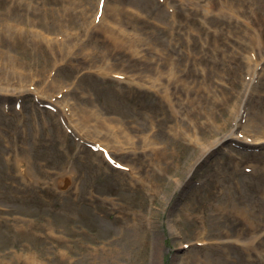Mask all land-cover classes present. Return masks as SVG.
<instances>
[{
	"label": "rangeland",
	"instance_id": "1",
	"mask_svg": "<svg viewBox=\"0 0 264 264\" xmlns=\"http://www.w3.org/2000/svg\"><path fill=\"white\" fill-rule=\"evenodd\" d=\"M98 2L0 0V40L7 47L0 50L24 51L20 42L14 48L6 40L19 32L18 26L29 29L24 11L29 6L32 23L44 36L38 33L40 41L31 44L39 64L28 60L21 66L47 73L49 81L55 67L53 76L69 74L64 86L72 85L78 109L97 119L104 113L109 119L119 117L126 131L117 124V140L107 138L115 147L112 158L126 167L122 170L102 152L100 163L98 152L67 136L62 123L60 135L58 118L43 106L47 97L35 101L31 94H18L14 103L20 108L8 113L0 105V264H92L104 247L98 235L110 241L123 224H141V216L153 248L160 251L156 264H264V172L254 167L264 164V153L225 145L197 163L204 146L188 136L196 133L212 143L229 132L220 135V125H235L233 116L243 104L264 107L263 68L253 70L242 53L255 48L264 59V0H105L103 13L95 17ZM106 4L105 27L112 38L100 28ZM146 9L156 11L159 21ZM43 18L54 26L38 22ZM128 32L132 35L124 38ZM66 40L75 48H89L87 55L97 52V61L110 60L127 71L150 67L147 60L123 49L138 40L148 58L156 55L149 48H157L165 68L175 66L192 88L178 84L173 111L163 95L115 78L100 82L93 76L103 73L87 69L89 62L52 50L62 48L59 44ZM40 79L34 87L43 84ZM250 83L262 86L250 91ZM88 86L103 92L102 99L87 103L74 94ZM147 130L168 145L157 156L143 149ZM15 131L18 142L13 145ZM96 140L103 143L105 138ZM133 167L140 171L139 178L131 174ZM193 195L200 204L226 209L219 212L222 223L213 227L205 223L202 210L191 212ZM154 261L149 251L147 264Z\"/></svg>",
	"mask_w": 264,
	"mask_h": 264
},
{
	"label": "bare ground",
	"instance_id": "2",
	"mask_svg": "<svg viewBox=\"0 0 264 264\" xmlns=\"http://www.w3.org/2000/svg\"><path fill=\"white\" fill-rule=\"evenodd\" d=\"M23 1H27L28 3L34 2V0ZM101 1L102 0H99L98 2L95 17L99 15ZM108 10L109 4H106L100 27L106 33H104L105 35L109 33V30L105 27ZM24 11L26 13L25 25L28 26L29 29L23 26H18L19 32L9 34L6 40L7 45L14 48L17 46V42H20V44L22 45L21 47H24V51L20 53L18 48L13 49L10 52L0 50V105L2 107L1 110L6 113L11 112L13 110H18L20 108V104L14 103L16 102L15 98L18 94H25V96L31 94L34 100L35 95L37 97H47L49 99V111L55 117L58 118L56 120V123L58 125L60 135L61 127L63 125V127L68 132L67 136L73 137L77 142L81 144L98 145L102 148L104 152L115 153L113 141L107 138L111 137L112 140H117V124L125 131V125L122 119L113 115L111 116V119H109L110 117L107 116L108 113H104L97 119L96 117H93V115L89 111H84L83 109L80 111L77 107L78 103L72 95V85L64 86V84H67L68 82L69 74H65L63 77L57 78L53 76L58 70V68L55 67L52 71L53 74L51 76L53 78L51 81H49V75L47 73L44 75L40 72L39 69H36L38 76H43L40 79V82H42L43 84L34 87L35 83L39 79L34 80L31 73L30 76L27 74V69L29 68L28 65L25 67H22L21 65H26V62L28 60H32L38 63L37 60L34 59L31 44L33 42L38 43L40 41L41 38L39 39V37L36 36L38 35L36 31L40 30L37 27L36 23H32L31 15L33 10L29 6H25ZM143 11L148 16L154 17L157 21H159V19L154 16V12L156 11H154L153 9H146ZM114 16L118 17V14L116 13L114 14ZM39 21L48 22L45 18H43L42 20H38V22ZM165 21L166 19L164 17L162 19L163 24H165ZM48 24L54 26V23L50 21L48 22ZM20 32L24 33V35L17 34ZM137 33L138 30L136 29V31H134V34ZM131 35L132 32H128L124 35V38H127ZM107 36L109 38H112L109 35ZM115 42H117V40H115ZM2 47L7 48L1 42L0 48ZM59 47L62 48H52V50H58L59 52L64 53L66 58H68V55L77 56L76 59L79 57L82 59L83 62H89L90 67L87 69H98L99 71H101L103 73L101 77L95 76V71L90 73L92 76L94 75L93 78L98 79L100 82H104V77L115 78L121 84L130 83L132 86L141 89H149L159 95H163L167 104L173 111L175 110V89L177 88L178 84L182 83L186 89L192 88V82L190 87L187 88L185 82V74L180 73L177 70L175 71V66H168V68H165V63L162 61V59H164V56L161 54H159L161 58L158 56L159 51L157 50V48H149L150 53H155L156 55L152 58H148L146 55V48H144L142 44L138 43V40H134L130 48L123 49L130 50L136 56L147 60V65H149L150 67H143L133 71H127L124 67L113 65V61L110 60L104 59L102 61H97L96 57L99 56L97 52L90 51L87 55L86 53L87 50L89 51V48H75L71 46L70 40H66L64 44H59ZM34 50H37V48H34ZM17 52L20 54H18ZM256 52L257 51L255 48H246L245 50H243L242 53L248 58L253 70L257 69L258 67H263L264 74V59H260L257 56ZM21 56L22 60H20ZM177 74H179L180 76ZM84 80L82 82H84ZM261 86L262 85H259L258 87L261 88ZM30 87L33 88L34 93L30 90ZM104 87H107L106 83H104ZM76 93L80 94L81 99L85 100L87 103L95 97H98V99H102V97L104 96L103 92L93 88L92 86H88L86 88V91L83 92L77 89L74 94ZM242 106V111L238 115L233 116L235 125L230 127L227 122H224L222 125H220L218 127V132H220V135L224 132H227L228 130L229 132L221 135L220 138L216 139L212 143L205 141L203 137H201L200 139L196 133L191 134L187 132L188 136H190L193 141H195L199 145L204 146V152L197 161V163L201 159L205 158L207 153H209L213 149L223 148V146L225 145L237 144L242 146L244 149H259L260 152L264 153V107L256 106L255 103L252 105H248V103H245ZM98 120L100 121V125L98 124ZM185 130L186 128H184L183 131ZM124 131L123 133H126V131ZM17 132L13 136V145L18 142ZM33 132L34 130H32L31 133L33 134ZM127 134L131 135L132 133L128 132ZM97 136H103L105 138L103 143L96 140ZM184 136H187V134ZM19 137H22V135L20 134L18 138ZM160 139L161 136L157 135L154 137V133L147 130V134L143 138L144 151L152 149L155 153V156H157L159 149L162 151V148L167 149L168 145H166L165 143H159ZM157 145H161V147ZM55 146L58 151L62 152L61 149L56 145V143ZM30 148L33 149L32 144H30ZM23 154L26 156V158L32 161V158L29 157L27 153ZM96 155L98 157L97 160H99L100 153L98 152ZM102 156L105 159L104 153H102ZM20 162L25 163L27 165L26 161L21 160ZM157 165H159L158 160ZM254 167L255 172H264V164ZM132 171L131 174L134 175L136 178H139L138 175L140 174V171H138L135 167H133ZM73 174L74 173H72V175ZM210 184L211 182L209 183V185ZM0 187H2V182H0ZM155 192H157V189L155 190ZM225 197H228V194L225 195ZM9 198H11V196H9ZM192 201L193 203L190 206V211L196 212L198 209L202 210V212L204 213V217L207 220H204L206 224H211L213 227H215L218 223H222L218 219L220 217L219 212L226 209L214 208L210 206L211 203H209L208 205L205 203L200 204L196 195L192 196ZM216 212H218V215ZM251 212L256 216L257 210L255 207L252 208ZM140 218L141 224H139V221L137 220L135 221L137 223L134 222L135 224H123L122 228L110 241L107 238H102L101 235H98V242H102L104 244V247L95 256H93L96 257V260L93 261L92 264H120L121 262H129V264H147L149 251L150 258L153 256L155 259L154 263L156 264V260L160 254V251L153 248L151 238L149 237L147 230L144 228L145 224L147 223V221L144 223V216H141ZM260 221L262 223V226L264 227V219H260ZM171 229L173 231L176 230L175 227H171ZM83 259L90 260L91 258L84 257ZM186 264H189V261L186 260Z\"/></svg>",
	"mask_w": 264,
	"mask_h": 264
}]
</instances>
